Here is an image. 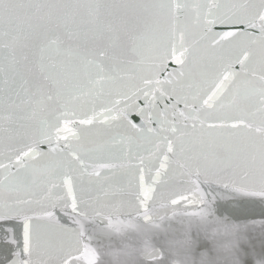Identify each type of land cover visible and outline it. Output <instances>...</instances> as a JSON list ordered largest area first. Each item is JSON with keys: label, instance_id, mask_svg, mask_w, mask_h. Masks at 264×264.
<instances>
[{"label": "snow or ice", "instance_id": "obj_1", "mask_svg": "<svg viewBox=\"0 0 264 264\" xmlns=\"http://www.w3.org/2000/svg\"><path fill=\"white\" fill-rule=\"evenodd\" d=\"M234 197L264 213V0H0V264L165 215L201 225L172 264H264Z\"/></svg>", "mask_w": 264, "mask_h": 264}, {"label": "water", "instance_id": "obj_2", "mask_svg": "<svg viewBox=\"0 0 264 264\" xmlns=\"http://www.w3.org/2000/svg\"><path fill=\"white\" fill-rule=\"evenodd\" d=\"M216 214L230 221L248 225V233L256 238V251L264 254V213L251 206L246 197H234L230 202L217 201ZM201 225L198 220L177 215L154 223L141 221L135 229L116 235L105 232L98 243L104 254V264H172V258L185 254L189 230L195 233ZM199 250V248H198ZM219 264H231L220 258Z\"/></svg>", "mask_w": 264, "mask_h": 264}]
</instances>
